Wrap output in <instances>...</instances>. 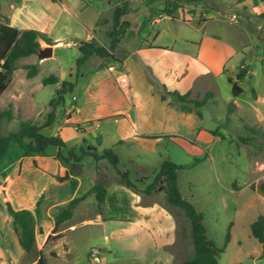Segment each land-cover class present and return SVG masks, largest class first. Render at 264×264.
I'll return each mask as SVG.
<instances>
[{"label": "crops", "instance_id": "1", "mask_svg": "<svg viewBox=\"0 0 264 264\" xmlns=\"http://www.w3.org/2000/svg\"><path fill=\"white\" fill-rule=\"evenodd\" d=\"M29 1H36L39 25L28 23L25 16L15 13L18 8L15 0H0V15L16 28H32L50 37L51 43L38 38L39 48L61 43L63 38V44L69 42L65 45H74L75 48L81 40H97V22L102 11L110 6L105 0H97L95 4L91 0ZM203 1L183 3L185 7L176 8L173 17L161 13L160 17L153 15L146 22L154 24L170 18L181 21L194 19L201 23L219 14L218 11L212 12V8L226 10L222 6H204ZM217 1L221 5L231 1L235 7L248 2ZM259 3L258 15L264 9V0ZM180 14H188L189 17L183 20L179 18ZM199 14H202L200 20ZM142 26L136 28L137 36L131 39H125L123 33L115 46L120 47V55L113 54L109 60L90 66L81 76L83 79L73 83L77 94L72 93L74 99L70 96L71 101L63 106L65 115L57 119L54 130L65 142L60 151L61 148L78 145L85 149H100L117 142L133 149L143 141L157 142L162 136L179 134V124L182 123L178 124L177 117H190L192 110L183 111L176 103L178 110L174 106L169 107L170 100L166 98L169 95L161 99L150 78L163 83L168 90L195 94L209 90L212 73L224 70V66L217 69L198 55L207 47L202 40L203 34L197 40L182 37V47L185 45L182 49L177 43L180 37L171 35L166 41H157L160 29L142 33ZM115 63L120 70L113 75L111 70L115 69ZM124 71L128 74L127 88L116 81L118 74ZM228 77L235 79L232 75ZM253 93L256 101L257 93ZM237 95H231L230 100L235 107ZM188 124L195 131L201 129L198 124ZM93 127H96V132L90 134ZM57 149L52 145L45 153L23 154L21 148L12 145L8 146L0 161V264H38L37 256L26 254L20 246L6 202L13 208L30 211L34 249L41 253L44 264L48 257H62L63 264H82L73 257L76 236L72 234L81 227L84 228L78 234L85 239V258L89 261L90 247L96 248L98 257L96 261L90 260L89 264H179L183 259L179 257L183 246L180 244L177 250H173L177 237L176 219L161 199L151 197L144 201L138 187L131 188L111 180L105 183L103 200L97 208L93 193L88 189L98 180L97 170L104 163H109L103 158L94 161L90 155L84 154L80 171L68 173L60 179L57 176L67 167L55 157ZM80 194L84 195L74 205L70 217L54 225L57 206ZM89 196L92 198L87 201Z\"/></svg>", "mask_w": 264, "mask_h": 264}, {"label": "rangeland", "instance_id": "2", "mask_svg": "<svg viewBox=\"0 0 264 264\" xmlns=\"http://www.w3.org/2000/svg\"><path fill=\"white\" fill-rule=\"evenodd\" d=\"M91 1H95L94 4L97 2ZM105 1L110 6L100 15L95 40L96 44L103 46H107L109 42L107 31L111 24V8L119 0ZM259 1L248 0L244 5L235 7L231 1L221 5L217 0H204V6H222L226 10L212 8V12L218 11L219 14L201 23L194 19L181 21L170 18H163L154 24L146 21L139 23L143 15L149 13L143 0H128L132 10L120 15V19L127 20V27L123 32L125 39L137 36L136 28L141 24L142 33L160 29L157 41H166L171 35L180 37L177 43L178 48L182 49L185 48V45L182 47V37L197 40L203 34L202 40L207 47L198 55L217 69L220 65L224 66V70H215L211 75L208 88L213 93L197 108L200 115H195L193 109L190 112L192 116L177 117L178 124L182 123L179 124V134L162 136L157 142L143 141L134 145L133 149L118 142L105 146L111 147L118 158L116 166L120 170H127L128 178L139 189L152 178L162 158L182 164L176 173L178 190L200 212L206 237L215 246H223L216 253L217 264H264V241L256 240L248 227L258 213L264 215V196L256 188V184L264 180V16L256 14ZM14 3L18 7L14 10L15 13L25 16L28 23L39 25L35 11L36 1L15 0ZM162 4V0L150 1V6L157 13L160 12ZM180 6L185 7L182 4ZM200 16L202 14H199L198 20ZM188 17V14L179 15L183 20ZM63 39L61 43L42 45L36 53L13 61L14 68L0 93V108H9L11 118L0 120V134L15 129L19 121L41 125L51 108L49 98L56 97L55 88L59 86L61 79H66L72 82L71 89L63 92V103L54 106V118L48 125L40 128L43 133H54L57 119L65 115L63 106L71 101L72 93L77 94L73 83L82 80L81 76L90 66L110 59L109 56L92 53L81 64L76 65L75 59L80 52L74 45L63 44ZM112 53L120 55V47H114ZM29 63L36 64V71L32 76L26 75V65ZM114 66L115 69L111 70L113 75L120 70L117 63ZM241 67L245 68V75L236 82L242 91L235 97L236 107L229 108L232 97L227 77H235ZM48 74L59 76L60 79L57 82L41 83V78ZM253 91L257 93L256 101ZM203 93L204 91L188 93V97L198 99ZM166 98L170 100L167 105L178 110L176 104L179 101L173 96ZM188 123L200 125V131L190 129ZM89 131L90 134L96 132V127ZM90 134L88 138L91 137ZM104 143H107L106 140ZM12 145L20 148L15 142L9 144ZM61 152L64 153L65 149L61 148ZM96 178L107 183L117 180L118 175L111 165L104 163L97 170ZM143 196L144 201L151 197L164 201L161 187L148 194L143 193ZM91 198L89 196L86 200ZM175 219L177 237L173 250H177L181 244L183 252L179 257L185 258L192 253L188 220L180 210L175 212ZM83 228L72 232L76 236L73 257L78 263L82 261V264H89L90 259L87 261L85 258V239L78 234ZM45 264H63V258L48 257Z\"/></svg>", "mask_w": 264, "mask_h": 264}, {"label": "trees", "instance_id": "3", "mask_svg": "<svg viewBox=\"0 0 264 264\" xmlns=\"http://www.w3.org/2000/svg\"><path fill=\"white\" fill-rule=\"evenodd\" d=\"M151 0H143V3L148 8V14H144L141 23L150 19L151 16L157 15L160 12L173 17V11L183 3H198L201 0H162V7L157 10L150 6ZM132 10L128 0H119L111 8V24L107 31L109 42L107 46L96 44L94 39L81 40L76 44L77 50L80 52L75 59V64H81L84 59L90 54L106 55L113 57L112 50L116 46L117 41L123 35L127 27V20L120 19V15ZM260 16H264V10L259 12ZM38 38H41L44 43H51L48 36L42 35L32 28H16L7 23L5 16L0 15V93L5 88L11 71L14 68L13 61L16 58L36 53L39 48ZM26 75L32 76L36 71V64L29 63L26 65ZM245 68L241 67L235 74V79L227 77L230 84V92L232 96L237 95L242 91L236 80L241 79L245 75ZM58 77L53 74H48L41 78V83L57 82ZM152 85L159 91L160 98L163 99L167 95L173 96L178 100V107L183 111L193 110L199 114L198 107L205 103L211 91H204L201 98H190L188 92L179 93L176 90H168L163 83H159L154 78H150ZM71 81L61 79L60 84L55 88V98L50 97L48 100L51 108L47 112L46 119L42 124H33L27 121H19L15 129L8 130L5 134H0V160L11 142L17 143L23 154L45 153L49 145H54L58 149L55 157L66 164V169L58 178H63L68 173H78L80 171L81 158L84 154H88L96 161L100 158L105 159L114 171L117 173V181L131 187L136 188L135 183L127 176V170H120L116 165L118 158L110 147H102L100 149H85L81 145L69 146L62 153L59 148L65 145L64 140L57 133L46 134L40 131L42 126L48 125L54 118L53 108L56 104L63 103V92L71 89ZM232 101L229 102V108H232ZM11 112L9 108H0V120H9ZM153 136V135H149ZM182 167V164L175 163L168 158H162L158 164V168L152 178L140 189L142 193H150L157 187H161L164 194L163 205L168 211L174 215L177 210L182 211L188 220V237L192 246L190 256L183 258L179 264H217L216 253L223 249V246H215L210 239L205 235V229L200 221V212L195 210L193 205L180 195L176 183L177 169ZM258 191L264 196V180L256 184ZM93 193L96 207L102 203L105 182L102 179L96 180L88 189ZM84 194L76 195L66 201L64 204L57 206L54 213V225L70 217L74 205L82 198ZM6 210L12 218V225L17 234L18 242L26 254L37 256L38 264H44L43 257L38 250L34 249V231L33 218L30 211L26 208H13L6 202ZM250 234L259 242L264 241V215L258 213L249 224ZM226 234L225 238H227Z\"/></svg>", "mask_w": 264, "mask_h": 264}, {"label": "built area", "instance_id": "4", "mask_svg": "<svg viewBox=\"0 0 264 264\" xmlns=\"http://www.w3.org/2000/svg\"><path fill=\"white\" fill-rule=\"evenodd\" d=\"M65 44H69V42H65ZM116 81L124 87H128V74L126 71L121 72L120 74H118ZM72 99H74V96H71ZM88 258L90 260L96 261L98 260L97 254H96V248L95 247H90L88 249Z\"/></svg>", "mask_w": 264, "mask_h": 264}]
</instances>
